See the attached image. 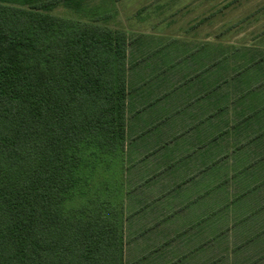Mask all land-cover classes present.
Masks as SVG:
<instances>
[{"label":"trees","instance_id":"1","mask_svg":"<svg viewBox=\"0 0 264 264\" xmlns=\"http://www.w3.org/2000/svg\"><path fill=\"white\" fill-rule=\"evenodd\" d=\"M91 1L0 0V264H129L126 246L148 231L125 237L131 43L123 31L55 14L63 6L95 16ZM211 49L193 111L181 114L192 123L171 139L195 147L187 156L201 160L202 179V213L177 235L187 250L171 264H234L232 207L234 227L243 199H259L253 214L264 210V49Z\"/></svg>","mask_w":264,"mask_h":264},{"label":"crops","instance_id":"2","mask_svg":"<svg viewBox=\"0 0 264 264\" xmlns=\"http://www.w3.org/2000/svg\"><path fill=\"white\" fill-rule=\"evenodd\" d=\"M140 46V42H135L129 46L128 53L130 95L127 100L123 183L124 211L130 220L125 223V230L127 227L130 234L148 230L136 242L144 249H149L144 254L155 252L159 246L165 245L164 253L161 251L160 256H154L149 263L171 264L181 254L177 252L175 256L171 253L167 255L168 244L171 243V247L180 253L185 252L187 245H181L177 235L195 226L202 213V203L199 200L202 179L200 175L197 176L201 160L196 159L195 155L187 156L195 147H187L184 143L174 152H170V149L166 151L165 147H174L171 139L189 126L187 121L190 122V116L187 120V116L181 117V114L193 111L195 87L199 84L195 76L206 66L211 69L212 50L208 46L207 53L202 52V47L185 51L182 64L177 66V71L169 74L172 67L162 69L163 57L150 67L144 63L148 49ZM154 50L160 52L159 49ZM150 68L157 71L161 68L154 75L155 81L148 79L151 78L148 71ZM177 112L180 114H176ZM154 130L159 131L154 133ZM229 196L232 194L229 193ZM260 203L257 198L243 199V223L236 227L233 225L229 230L233 231L230 235L233 247L238 246L235 242L239 239L238 232L241 233V249H248L249 260L246 263L256 260L257 264H264V210L253 214ZM233 209L234 206L229 214L230 219L234 218ZM130 245L132 247L136 244L130 242L129 247ZM195 245L196 238L193 236L188 248ZM239 252L231 254L234 264H240L237 261ZM243 256H246L245 252ZM192 262L196 264V259Z\"/></svg>","mask_w":264,"mask_h":264},{"label":"rangeland","instance_id":"3","mask_svg":"<svg viewBox=\"0 0 264 264\" xmlns=\"http://www.w3.org/2000/svg\"><path fill=\"white\" fill-rule=\"evenodd\" d=\"M88 7H98L95 16L75 15L63 6H59L55 14L63 18L79 20L81 23L94 22L112 30L123 31L131 45L140 42V47L148 49L144 63L150 67L158 60L160 62L163 57L162 61L165 64L162 63V69L165 70L167 66L172 67L169 74L177 71V66L182 64L185 51L195 50L204 45L264 49V0H122L117 3L92 0ZM154 49H159L160 52ZM159 65L161 66V63ZM160 69L157 71L150 68L148 71L151 78L148 79L155 81L154 75L158 74ZM182 145H184L183 140L179 138L174 147H165V149L174 152ZM216 192L220 190L217 189ZM231 194L233 196L234 191L231 190ZM231 220L229 218L225 228H233ZM232 232H229L227 239L230 242L229 250L235 248L230 241ZM125 237L128 240L127 227ZM238 238L235 243L240 246L243 242L240 232ZM171 246L166 251L167 255L171 253L175 256L177 252L181 254ZM130 247L126 246L125 252L126 263L129 264L149 251L140 243ZM243 248L237 254L239 255L237 261L240 264H246L249 260L248 249L243 250ZM228 257L229 260L233 259L230 253ZM152 258L154 252H150V256L144 258L142 263L148 264ZM193 260L194 257L190 259L186 257L178 264H193L191 262Z\"/></svg>","mask_w":264,"mask_h":264}]
</instances>
